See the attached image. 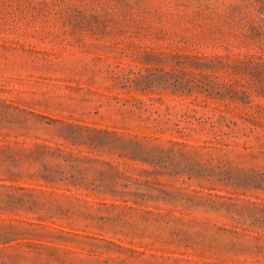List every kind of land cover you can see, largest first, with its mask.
I'll return each instance as SVG.
<instances>
[{
  "label": "rangeland",
  "instance_id": "rangeland-1",
  "mask_svg": "<svg viewBox=\"0 0 264 264\" xmlns=\"http://www.w3.org/2000/svg\"><path fill=\"white\" fill-rule=\"evenodd\" d=\"M0 264H264V0H0Z\"/></svg>",
  "mask_w": 264,
  "mask_h": 264
},
{
  "label": "trees",
  "instance_id": "trees-1",
  "mask_svg": "<svg viewBox=\"0 0 264 264\" xmlns=\"http://www.w3.org/2000/svg\"><path fill=\"white\" fill-rule=\"evenodd\" d=\"M40 177H43L47 182H56L58 180H61L65 177H56L54 175H51L50 173H42L38 174Z\"/></svg>",
  "mask_w": 264,
  "mask_h": 264
}]
</instances>
